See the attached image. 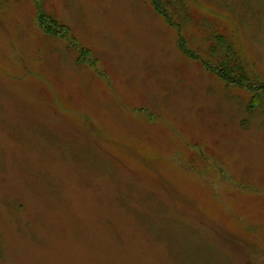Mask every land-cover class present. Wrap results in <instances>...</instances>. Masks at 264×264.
<instances>
[{
    "label": "rangeland",
    "instance_id": "1",
    "mask_svg": "<svg viewBox=\"0 0 264 264\" xmlns=\"http://www.w3.org/2000/svg\"><path fill=\"white\" fill-rule=\"evenodd\" d=\"M157 1L0 0V264H264V0Z\"/></svg>",
    "mask_w": 264,
    "mask_h": 264
},
{
    "label": "trees",
    "instance_id": "2",
    "mask_svg": "<svg viewBox=\"0 0 264 264\" xmlns=\"http://www.w3.org/2000/svg\"><path fill=\"white\" fill-rule=\"evenodd\" d=\"M154 4L158 8L160 14H165V16H170L167 10L161 7V4L158 3L157 0H154ZM40 18L42 21L41 22L42 28L46 33L57 36L61 35L62 38L75 44L73 38L69 34V31L59 26L57 22L51 19V17H48L41 12ZM184 46L185 44L182 41L181 47ZM226 49L227 51L225 52V56L222 57L221 60L216 61V66L214 69H217L219 67V70L221 72L220 76L223 78V80L229 82L230 84L239 85L241 87L244 85L248 87L252 83L254 84V82L251 81V77L248 74L247 70L244 68L241 58L237 57V53L234 49V46L233 45H229L228 47L226 46ZM184 50L188 51L186 47H184Z\"/></svg>",
    "mask_w": 264,
    "mask_h": 264
}]
</instances>
